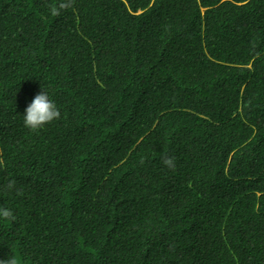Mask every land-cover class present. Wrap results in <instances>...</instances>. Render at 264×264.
Here are the masks:
<instances>
[{
  "label": "trees",
  "instance_id": "trees-1",
  "mask_svg": "<svg viewBox=\"0 0 264 264\" xmlns=\"http://www.w3.org/2000/svg\"><path fill=\"white\" fill-rule=\"evenodd\" d=\"M59 2L0 0V260L264 264V0Z\"/></svg>",
  "mask_w": 264,
  "mask_h": 264
},
{
  "label": "clouds",
  "instance_id": "clouds-1",
  "mask_svg": "<svg viewBox=\"0 0 264 264\" xmlns=\"http://www.w3.org/2000/svg\"><path fill=\"white\" fill-rule=\"evenodd\" d=\"M72 0H60L58 4L50 6L52 16H58L61 10H67L71 6ZM60 111L56 104L49 98L47 91L44 89L38 93L32 102L25 108L23 116L24 126L32 131L43 128L46 124L60 118ZM163 163L169 167H175V157H164ZM3 162L0 161V164ZM143 163V161H141ZM15 185L14 180H10L7 184V189L11 190ZM0 217L8 220L15 219L12 211L7 208H0ZM0 264H19L17 258L12 256L7 260H0Z\"/></svg>",
  "mask_w": 264,
  "mask_h": 264
}]
</instances>
